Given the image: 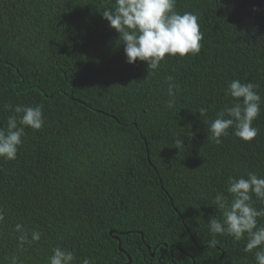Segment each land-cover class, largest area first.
Here are the masks:
<instances>
[{"label": "trees", "instance_id": "trees-1", "mask_svg": "<svg viewBox=\"0 0 264 264\" xmlns=\"http://www.w3.org/2000/svg\"><path fill=\"white\" fill-rule=\"evenodd\" d=\"M113 4L0 0V128L16 105L41 106L44 119L25 126L16 159L0 157V264H49L56 247L72 264H256L247 233L209 245L208 221L222 219L214 198L230 202V177L264 176V0H176L198 14L201 50L149 72L127 63L102 17ZM237 79L258 85L259 132L244 141L230 127L216 143L208 124ZM16 224L40 240L21 246Z\"/></svg>", "mask_w": 264, "mask_h": 264}, {"label": "clouds", "instance_id": "clouds-1", "mask_svg": "<svg viewBox=\"0 0 264 264\" xmlns=\"http://www.w3.org/2000/svg\"><path fill=\"white\" fill-rule=\"evenodd\" d=\"M254 10H256L254 8ZM102 17L109 22V27L119 34V42L124 45L127 63L133 64L139 59L147 63L149 70H157L166 54L181 57L188 54L197 55L201 50L200 41L203 34L200 31L198 14L193 12L180 13L176 11V0H114L111 8H105ZM168 94L175 95L179 86L172 77H168ZM257 84L252 82L241 83L240 80L229 82L226 95L233 100L231 106H225L217 113L214 120L208 124L211 139L220 143V138L227 135L230 127L234 128V135L244 141H251L259 130L253 127V121L260 114L261 96L256 91ZM173 101L168 106L172 107ZM9 108L12 106L9 105ZM14 115L7 118V127L0 128V157L6 160L16 159L18 146L22 144L25 126L39 130L44 125L41 106L16 105ZM201 117L207 112L205 108L198 110ZM175 146L181 149L184 146L181 138H176ZM227 192L229 197L217 193L214 198L216 208L221 211L222 219L215 216L208 221L209 231L213 238L209 245L215 246L216 234H225L240 241L247 233L246 253H254L256 264H264V226H258L257 218L264 217V208L253 206L252 197L264 202V176L249 172L247 178L230 177ZM4 220L3 210L0 209V222ZM19 244L39 241V231H25L22 224L15 225ZM75 256L72 251L60 247L53 249L48 257L49 264H72ZM12 264H18L15 257ZM82 264H90L84 259Z\"/></svg>", "mask_w": 264, "mask_h": 264}, {"label": "water", "instance_id": "water-1", "mask_svg": "<svg viewBox=\"0 0 264 264\" xmlns=\"http://www.w3.org/2000/svg\"><path fill=\"white\" fill-rule=\"evenodd\" d=\"M112 233V231H110V234ZM117 238V237H116ZM118 239V238H117ZM118 246H120V241L118 240ZM154 253L152 252L151 255H153ZM130 262V259H128V262L126 264H128Z\"/></svg>", "mask_w": 264, "mask_h": 264}]
</instances>
